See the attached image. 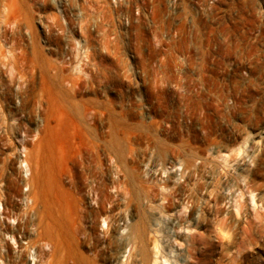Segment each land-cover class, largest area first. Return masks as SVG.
<instances>
[{"label": "rangeland", "instance_id": "obj_1", "mask_svg": "<svg viewBox=\"0 0 264 264\" xmlns=\"http://www.w3.org/2000/svg\"><path fill=\"white\" fill-rule=\"evenodd\" d=\"M237 10L212 69L220 85L198 86L195 75L211 78L194 67L146 72L173 86L70 88L43 52L30 0H0V264H130L119 216L133 234L170 201L191 228L183 236L220 241L193 264L243 252L264 264V8ZM184 50L175 41L173 56ZM134 90L143 101H119ZM145 234L151 253L158 234ZM181 249L172 264H190Z\"/></svg>", "mask_w": 264, "mask_h": 264}, {"label": "built area", "instance_id": "obj_2", "mask_svg": "<svg viewBox=\"0 0 264 264\" xmlns=\"http://www.w3.org/2000/svg\"><path fill=\"white\" fill-rule=\"evenodd\" d=\"M30 5L43 52L66 86H110L111 80H119L120 85L139 89L176 84L168 76H149L148 70L166 73L194 67L208 70L211 78L208 83L205 75H195L198 86L220 85L222 79L212 69L221 70L218 58L223 41L235 33L237 9L264 8V0H30ZM178 40L185 41V50L174 57ZM120 96L125 103L144 100L139 90ZM27 257L35 261L31 245Z\"/></svg>", "mask_w": 264, "mask_h": 264}, {"label": "bare ground", "instance_id": "obj_3", "mask_svg": "<svg viewBox=\"0 0 264 264\" xmlns=\"http://www.w3.org/2000/svg\"><path fill=\"white\" fill-rule=\"evenodd\" d=\"M190 197L192 196H187V198ZM171 203L172 201H170V203L167 205H162L165 210L161 208L153 213L150 212V214H147V218L144 220L142 226H139V228L137 227L133 234L129 233L128 230L127 234L123 232L126 224L130 219H132V217H126V215L119 216L117 224L119 225L117 228V235L120 239L118 253H124L127 247H129L128 255L130 257V264H172V259L181 263L180 260L184 259L185 255L181 249L183 244L187 245L186 252L188 253L190 264H193L192 259L195 258V254H198V256H203L204 252L207 250H209L212 254H216L218 245L220 244L219 240H210L207 238L202 239L201 236L197 235L195 232L183 236V233H188L191 228L188 223H182L184 220L183 215H180L179 218L174 217L177 210L176 206H170ZM243 203L244 199L236 201L237 213H241V211L243 212ZM158 223H160L159 227H155L154 225ZM148 231L158 234V237L154 239L152 248L156 250L152 251L151 253L148 250L147 235L145 234ZM244 234L245 237H247V235L249 236V232L244 231ZM245 237L241 238L240 246L246 244ZM251 239L252 238H249L247 244L252 243ZM118 257H120V255L115 259L113 258L109 264H117ZM80 260L81 257L79 255V261L77 264H82ZM225 264H248L247 253H240L238 257L228 256L225 259Z\"/></svg>", "mask_w": 264, "mask_h": 264}]
</instances>
